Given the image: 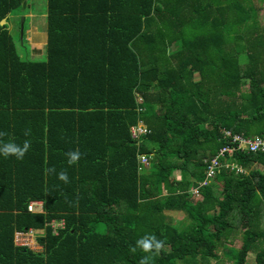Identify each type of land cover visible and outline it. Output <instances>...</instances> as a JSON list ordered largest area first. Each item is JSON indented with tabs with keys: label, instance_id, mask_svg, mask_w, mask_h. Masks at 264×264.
Returning <instances> with one entry per match:
<instances>
[{
	"label": "trees",
	"instance_id": "1",
	"mask_svg": "<svg viewBox=\"0 0 264 264\" xmlns=\"http://www.w3.org/2000/svg\"><path fill=\"white\" fill-rule=\"evenodd\" d=\"M27 2L0 0V146L29 145L0 154V264H141L145 236L163 244L149 264H264V154L199 186L223 130L264 137L257 44L246 66L227 50L244 0H47L43 61L8 30ZM30 230L39 251L15 243Z\"/></svg>",
	"mask_w": 264,
	"mask_h": 264
},
{
	"label": "rangeland",
	"instance_id": "2",
	"mask_svg": "<svg viewBox=\"0 0 264 264\" xmlns=\"http://www.w3.org/2000/svg\"><path fill=\"white\" fill-rule=\"evenodd\" d=\"M244 6L246 7L247 14H251V20L247 23H244L242 26H233L236 33L239 35L238 42L236 43V39L234 38V31H232L231 36L228 37V52L234 51L235 53H240L239 50H247L245 53L239 55V60L242 65H248V63L251 61V58L246 55L249 53L250 48L257 44V48L254 46L251 48L252 51H255L253 54L257 55L259 69L262 72V75H264V11H260V7L263 5L261 2L262 0H244ZM29 9L28 11L24 12L26 15H16L13 16V20L20 22V35L19 31L17 30L16 23H12L13 29L11 33L14 35L17 43H18V50L20 53H25L26 51L31 50L35 51L33 47L30 46L31 43L37 44V41L32 40V33H36V27H40L42 29H46L47 25V0H40L38 2L29 0L28 1ZM263 7V6H262ZM25 19L26 22H24V29L31 31V27L33 29L32 33L27 32L25 34V47L23 45V41H21V24L22 19ZM30 27V28H29ZM9 30V28H8ZM41 30V29H40ZM19 35V36H18ZM27 36L28 40L27 41ZM32 40V42H31ZM39 40V39H38ZM230 42V43H229ZM230 44V45H229ZM24 48V49H23ZM238 48V49H237ZM257 51V52H256ZM44 54V55H43ZM42 54V59L46 60V48H44ZM256 57V56H255ZM254 57V58H255ZM248 87L244 88V90H247ZM175 179H180V174L175 173L174 175ZM201 198L196 197L195 200H200ZM170 217H172L175 221L179 220L180 218H183L182 214L179 213H170ZM40 235V233L34 231V235L25 242L29 244L28 247H31V249L35 251H39L41 248L37 242V238ZM240 245V244H239ZM239 245H236L239 247ZM222 254V253H221ZM214 264V263H213ZM229 264V263H227ZM246 264H256L255 261V255L249 254L247 258Z\"/></svg>",
	"mask_w": 264,
	"mask_h": 264
},
{
	"label": "built area",
	"instance_id": "3",
	"mask_svg": "<svg viewBox=\"0 0 264 264\" xmlns=\"http://www.w3.org/2000/svg\"><path fill=\"white\" fill-rule=\"evenodd\" d=\"M142 100H140L141 102ZM149 130L142 124L131 129L132 138L134 140H139V138L149 134ZM222 138L224 145L219 150L216 156L211 158L207 163L206 179L199 184L200 187H206L212 183V180L216 177L217 171L224 166V162L228 157L235 155L236 153H247V154H264V137L258 136H245L244 134L233 133L232 131L223 130ZM140 164L142 167H149V161L147 157L141 156ZM230 168L231 171H236L237 173H244L241 167L236 165L226 166ZM192 193L195 197H199V191L197 189H192ZM28 211L30 213L41 214L43 212V203L32 202L29 205ZM53 228L56 230L58 228H64V221L59 223H53ZM35 230H30L28 232L16 233L15 243L18 246H29L26 240L34 235ZM31 248V247H30ZM33 250V249H32ZM35 251V250H34Z\"/></svg>",
	"mask_w": 264,
	"mask_h": 264
},
{
	"label": "clouds",
	"instance_id": "4",
	"mask_svg": "<svg viewBox=\"0 0 264 264\" xmlns=\"http://www.w3.org/2000/svg\"><path fill=\"white\" fill-rule=\"evenodd\" d=\"M28 147L29 145L27 142H25L23 148L15 145L14 143H6L3 146H0V154L4 156L14 155L19 160L24 157L25 153L28 150ZM68 155H69V161H68L69 164L75 163L79 159V153H69ZM59 179L67 182L68 177L65 173H60ZM64 226H65V222H64ZM136 247L142 249L143 252L149 254L142 258L141 264H149V261L151 259V253L153 251L158 252L163 247V244L160 240L156 239L154 236H145L144 238L136 242Z\"/></svg>",
	"mask_w": 264,
	"mask_h": 264
},
{
	"label": "crops",
	"instance_id": "5",
	"mask_svg": "<svg viewBox=\"0 0 264 264\" xmlns=\"http://www.w3.org/2000/svg\"><path fill=\"white\" fill-rule=\"evenodd\" d=\"M29 1V0H28ZM33 1H36V2H38V1H40V0H33ZM28 3V2H27ZM262 3V2H261ZM263 4V3H262ZM263 6V7H262ZM261 7H260V11H264V4L262 5ZM47 8H48V5H47ZM29 9V8H28ZM46 27H47V25H46ZM30 28V27H29ZM12 29H13V25L11 24L10 25V27H9V30L10 31H12ZM41 29V30H40ZM18 31H20V29L18 30ZM32 31H33V29H32V27H31V31H29V29H27L26 31H25V33H24V37H25V34L27 33V32H30V33H32ZM35 31H37L36 33H32V40H34V41H37V44H35V43H31L30 44V46L31 47H33L34 49H35V51H31V50H29V57L30 58H32V59H34V60H38V61H43V59H42V54H43V51H44V48H46V59H47V43H48V29L46 28V29H42V28H40V27H36V30ZM39 39V40H38ZM32 40H31V42H32ZM27 41H29L28 40V36H27ZM44 55V54H43Z\"/></svg>",
	"mask_w": 264,
	"mask_h": 264
},
{
	"label": "water",
	"instance_id": "6",
	"mask_svg": "<svg viewBox=\"0 0 264 264\" xmlns=\"http://www.w3.org/2000/svg\"><path fill=\"white\" fill-rule=\"evenodd\" d=\"M24 22H25V19L23 18L22 24H21V41H23V38H24ZM6 24H7L6 20H3L1 23V25H6Z\"/></svg>",
	"mask_w": 264,
	"mask_h": 264
},
{
	"label": "flooded vegetation",
	"instance_id": "7",
	"mask_svg": "<svg viewBox=\"0 0 264 264\" xmlns=\"http://www.w3.org/2000/svg\"><path fill=\"white\" fill-rule=\"evenodd\" d=\"M262 3L264 4V0H262Z\"/></svg>",
	"mask_w": 264,
	"mask_h": 264
}]
</instances>
